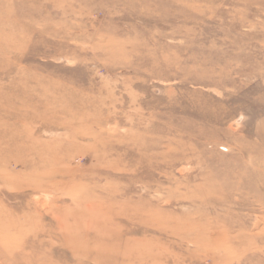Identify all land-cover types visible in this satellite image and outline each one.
Segmentation results:
<instances>
[{
	"label": "rangeland",
	"instance_id": "obj_1",
	"mask_svg": "<svg viewBox=\"0 0 264 264\" xmlns=\"http://www.w3.org/2000/svg\"><path fill=\"white\" fill-rule=\"evenodd\" d=\"M0 264H264V0H0Z\"/></svg>",
	"mask_w": 264,
	"mask_h": 264
}]
</instances>
